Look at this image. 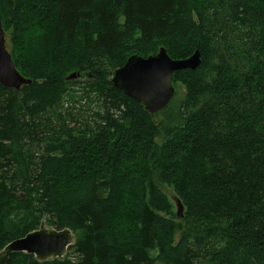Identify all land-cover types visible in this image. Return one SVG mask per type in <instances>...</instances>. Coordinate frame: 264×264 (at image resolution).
<instances>
[{"label":"trees","instance_id":"1","mask_svg":"<svg viewBox=\"0 0 264 264\" xmlns=\"http://www.w3.org/2000/svg\"><path fill=\"white\" fill-rule=\"evenodd\" d=\"M0 20L32 82L0 85V251L42 221L75 238L7 264H264V0H0ZM160 48L201 64L151 116L111 76Z\"/></svg>","mask_w":264,"mask_h":264},{"label":"water","instance_id":"2","mask_svg":"<svg viewBox=\"0 0 264 264\" xmlns=\"http://www.w3.org/2000/svg\"><path fill=\"white\" fill-rule=\"evenodd\" d=\"M201 64L200 52L196 50L189 58L171 59L164 48L154 56L141 58L132 56L126 64L112 74V84L125 96L142 105L150 115L158 114L174 96V74L179 71L196 70ZM79 74H71L70 81ZM31 81L17 71L6 46L5 32L0 20V85L19 91ZM177 216L183 217V206L178 202ZM73 244L70 231L46 229L43 224L23 238L7 244L0 253V264H7L12 254L24 253L39 261L63 258L67 248Z\"/></svg>","mask_w":264,"mask_h":264},{"label":"rangeland","instance_id":"3","mask_svg":"<svg viewBox=\"0 0 264 264\" xmlns=\"http://www.w3.org/2000/svg\"><path fill=\"white\" fill-rule=\"evenodd\" d=\"M10 34L7 32V33H5V39H6V46H7V49L10 47V36H9ZM8 51H9V49H8ZM76 80H81V81H83V79L81 78H79V79H76ZM75 80V81H76ZM80 81V82H81ZM173 87H174V90H175V94H177V95H175L173 98H172V100L170 101V103L173 105L174 104V102L176 101L177 102V100L179 101V99H182L183 98V96L185 95V89L183 88V86L182 85H180V84H175V85H173ZM75 90H77V96H80V95H82V92L80 91V89H75ZM76 100V103L74 104V108H75V110L76 111H78L82 106L83 107H86V105H87V102H86V100H84V99H82V100H80V99H75ZM161 117H156L155 118V120L156 121H159V119H160ZM159 185V188L161 189V191L167 196V198L170 200V202H171V204H172V212H173V214L174 215H176L175 213H177V206L176 205H178L177 204V199H176V195H175V193L173 192V190H172V188H170V187H168V186H165V185H161V184H158ZM165 216V215H164ZM177 217V216H176ZM169 218V217H168ZM178 220H179V218H175V222L176 223H178ZM41 224H43V226L46 228V229H52V228H49L46 224H45V221H42L41 222ZM40 224V225H41ZM179 236H180V233H179V231H175V235H174V242L175 243H177V241L179 240ZM74 237H73V241H74ZM66 254H67V252H66ZM66 256V255H65ZM64 256V257H65ZM63 257V258H64ZM63 258H60V259H55V260H62ZM52 260H54V259H52ZM49 261H51V260H49ZM42 262H48V261H42Z\"/></svg>","mask_w":264,"mask_h":264},{"label":"bare ground","instance_id":"4","mask_svg":"<svg viewBox=\"0 0 264 264\" xmlns=\"http://www.w3.org/2000/svg\"><path fill=\"white\" fill-rule=\"evenodd\" d=\"M9 53H10V52H9ZM134 56H137V55H134ZM131 57H132V56H131ZM137 57H140V56H137ZM141 58H143V57H141ZM127 60H128V59H127ZM13 63H14V62H13ZM125 64H126V62H125ZM125 64H124V65H125ZM14 65H15V64H14ZM124 65H123V66H124ZM123 66H122V67H123ZM122 67H121V68H122ZM119 69H120V68H119ZM117 70H118V69H117ZM19 74H20V73H19ZM73 74H79V73H73ZM112 74H113V73H112ZM20 75H21V74H20ZM21 76H22V75H21ZM70 76H71V75L68 76L67 80H70V79H69ZM22 77H23V76H22ZM25 79H26V78H25ZM27 80H29V79H27ZM111 80H112V76H111ZM30 81H31V80H30ZM111 83H112V82H111ZM112 86H113V84H112ZM113 87H114V86H113ZM116 90H118V89H116ZM119 91H120V90H119ZM130 99H131V98H130ZM132 100H133V99H132ZM133 101H134V100H133ZM134 102H135V101H134ZM136 103H137V102H136ZM169 103H170V102H169ZM137 104H138V103H137ZM166 107H167V106H166ZM166 107H165V108H166ZM143 108H144V107H143ZM165 108H164V109H165ZM144 110H145V109H144ZM161 111H162V110H161ZM146 112H147V111H146ZM154 115H155V114H154ZM154 115H151V116H154ZM176 199H177V203L179 202V203L181 204V206H183V204L181 203V201L179 200V198H178L177 196H176ZM176 206H177V205H176ZM177 209H178V206H177ZM183 212H184V207H183ZM175 214H176V216H177V213H175ZM177 218H178V216H177ZM179 219H182V218H179ZM51 230H52V229H51ZM54 230H55V229H54ZM67 230H68V229H64V230H61V231H67ZM56 231H57V230H56ZM68 231H70V230H68ZM70 232H71V231H70ZM71 235L73 236L72 232H71ZM73 237H74V236H73ZM17 240H18V239H17ZM14 241H15V240H14ZM12 242H13V241H12ZM73 243H74V241H73ZM72 245H73V244H72ZM2 250H3V249H2ZM2 250L0 251V253L2 252ZM66 252H67V251H66ZM20 254H21V253H20ZM65 255H66V253H65ZM65 255H64V256H65ZM31 256H32V255H31ZM33 257H34V256H33ZM34 258H35V257H34ZM35 259H36V258H35ZM36 260H37V259H36ZM37 261H39V260H37ZM39 262H42V261H39Z\"/></svg>","mask_w":264,"mask_h":264}]
</instances>
